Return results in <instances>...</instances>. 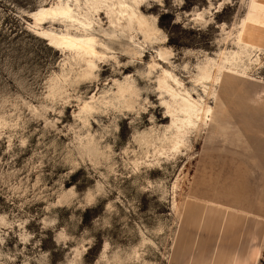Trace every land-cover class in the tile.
<instances>
[{
    "label": "rangeland",
    "instance_id": "obj_1",
    "mask_svg": "<svg viewBox=\"0 0 264 264\" xmlns=\"http://www.w3.org/2000/svg\"><path fill=\"white\" fill-rule=\"evenodd\" d=\"M55 1L0 0V264H264V48L243 83L254 109L230 110L256 132L252 141L208 125L178 150L149 147L145 158L139 140L172 122L162 69L205 96L199 64L235 46L229 31L257 15L259 0H142L161 32L140 54L102 8L91 17L110 48L99 46L106 56L89 75L42 34L65 23L31 16ZM127 76L140 93L131 109L81 111Z\"/></svg>",
    "mask_w": 264,
    "mask_h": 264
},
{
    "label": "bare ground",
    "instance_id": "obj_2",
    "mask_svg": "<svg viewBox=\"0 0 264 264\" xmlns=\"http://www.w3.org/2000/svg\"><path fill=\"white\" fill-rule=\"evenodd\" d=\"M142 0H57L51 5L42 6L31 13L37 25L51 18L65 23L67 30L42 29V34L47 36L51 43L61 48H67L73 52L75 58L84 61L86 68L83 74H92L97 68V60L106 56L103 47L110 48L99 36L101 34L94 27L92 13L105 8L112 16L111 23L122 33H127L138 49L133 52L140 54L144 48V42L159 38L160 29L155 19L148 21L140 10ZM257 15L245 19L236 27V31H229L227 39L235 46L221 48L218 57H206L205 62L199 64L196 74L195 85L201 84L205 96L198 94L194 97L195 86L189 88L173 69L163 68L159 79V88L163 94H168L169 99H164L168 112L172 116L170 125L164 130L150 129L139 136L141 143L146 144L145 156L148 157L149 147L155 150L159 146L163 149L171 147L178 150L180 145L185 144V137L189 132L196 131V135L202 134L207 126H211L212 132L224 136L227 140L238 139L240 141H252L256 134L246 123H241L230 114V110L242 109L250 112L255 106L245 98L249 90H245L243 83L248 76V69L255 62L261 63L260 53L264 48V0H259L256 5ZM203 19L202 14L198 15ZM75 27L76 32L70 30ZM133 30H139L144 34V41H136ZM115 31L104 33L113 36ZM116 37V36H115ZM160 59L168 60L170 53L162 48L157 50ZM160 65V62L153 60L151 69ZM117 91L110 95L105 92L97 98L93 95L90 100H84L81 104V111L93 113L101 107L115 106L120 108H132L135 98L140 93L134 86V81L127 76L125 80H115ZM242 93L244 99L235 101L233 94ZM213 96L219 100L220 107H214L209 103L207 97ZM233 100L232 104L229 101ZM254 112H257L254 110ZM258 114V112L256 113ZM246 116V115H245ZM205 133V132H204ZM210 132H208L209 134ZM94 147L93 143H89ZM98 149V148H97ZM165 153L164 151L162 154ZM142 157V158H143ZM138 160V159H137ZM138 166L139 164L136 163Z\"/></svg>",
    "mask_w": 264,
    "mask_h": 264
}]
</instances>
